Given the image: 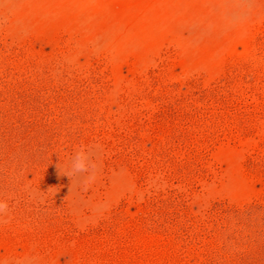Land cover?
Here are the masks:
<instances>
[{"label":"rangeland","instance_id":"1","mask_svg":"<svg viewBox=\"0 0 264 264\" xmlns=\"http://www.w3.org/2000/svg\"><path fill=\"white\" fill-rule=\"evenodd\" d=\"M0 199L9 264H264V0H0Z\"/></svg>","mask_w":264,"mask_h":264},{"label":"clouds","instance_id":"2","mask_svg":"<svg viewBox=\"0 0 264 264\" xmlns=\"http://www.w3.org/2000/svg\"><path fill=\"white\" fill-rule=\"evenodd\" d=\"M68 167L71 174H87L86 181H91L95 178L97 163L92 159L91 146L80 144L73 150L71 157L68 160ZM10 211L9 203L6 199H0V219L8 216ZM36 257H30L23 261H16L15 264H36ZM0 264H9L6 259H0Z\"/></svg>","mask_w":264,"mask_h":264}]
</instances>
